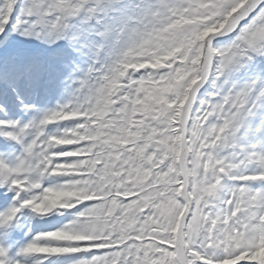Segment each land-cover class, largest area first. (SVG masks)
<instances>
[{"label":"snow or ice","instance_id":"snow-or-ice-1","mask_svg":"<svg viewBox=\"0 0 264 264\" xmlns=\"http://www.w3.org/2000/svg\"><path fill=\"white\" fill-rule=\"evenodd\" d=\"M0 264H264V0H0Z\"/></svg>","mask_w":264,"mask_h":264}]
</instances>
